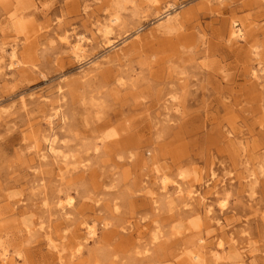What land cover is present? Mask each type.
<instances>
[{
  "label": "rangeland",
  "instance_id": "1",
  "mask_svg": "<svg viewBox=\"0 0 264 264\" xmlns=\"http://www.w3.org/2000/svg\"><path fill=\"white\" fill-rule=\"evenodd\" d=\"M166 10L180 30L157 31ZM113 12L109 46L97 28ZM236 24L246 40L228 39ZM77 35L81 61L65 43ZM12 40L24 64L0 61L6 264H264L262 0H0V45ZM55 106L57 162L40 156Z\"/></svg>",
  "mask_w": 264,
  "mask_h": 264
},
{
  "label": "bare ground",
  "instance_id": "2",
  "mask_svg": "<svg viewBox=\"0 0 264 264\" xmlns=\"http://www.w3.org/2000/svg\"><path fill=\"white\" fill-rule=\"evenodd\" d=\"M216 2L217 4H221L223 2V0H204V2L206 4L211 3V2ZM264 3V0H262ZM120 20L119 15L116 12H113L110 14L108 20L106 23L101 24V26H99L97 28V32L99 33V35L104 39V42L107 43V45H111L113 44L110 39L109 36L111 35V30H112V26L114 24H116L118 21ZM237 27L235 28L234 26H231L230 29L228 30L227 34H228V39L229 40H237V39H242V40H246V33L244 31V29L241 27V25L236 24ZM183 24L180 18V14L179 12H175L172 13L171 11L166 10V12L163 13V15L160 17V20L157 23L156 29L157 31L160 32H171V31H177L180 30L182 28ZM135 38L139 39L137 37V35L134 36ZM65 43L67 44V47L70 51V54L73 56V58H76L78 60H82V56L85 50L84 47V41L85 38L82 35H77L75 36L73 39H69L68 37H65ZM6 42H2L0 45V61L7 56L8 59V63L5 65V67H8L10 69H15L16 67H20L22 66V64H24V60H22L17 52V46H16V42L14 40H12V42H10V46L8 48V50L5 48ZM120 51H122V49H120ZM6 53V54H5ZM98 66L97 62H92L90 63V67L89 70H86L84 72H82L83 74L81 75L82 78L87 77L89 75L90 70L95 69ZM258 66H259V62H258ZM260 71H263L262 66L259 68ZM252 75L254 77H258L257 76V72L253 69L252 70ZM58 118H63L64 116H62V114L60 113V109L59 107L55 106L52 107L51 112H49L47 114V117L45 118V122L47 123L50 131L49 134L46 136V142H47V154L45 153H40L41 158H45L46 156H50L53 159V162H57L58 157L60 156V152L58 150V148L56 147V138L54 136L53 130H54V121ZM41 150L38 149L37 153L40 152ZM249 177V181L250 183L255 182V176L251 173H249L248 175ZM166 182H167V178L166 176H162L161 177V189L164 190V192H166ZM175 191L177 193H180L182 191L181 189V184L176 182L175 183ZM191 191H187V195L191 197ZM64 197L66 198V201L69 205H72V201H73V197L70 196L69 194H65ZM204 197L200 195L199 200L203 199ZM184 205H187V203H184ZM211 210V206L208 205L206 208V211H210ZM85 223V237H84V241L88 240V239H94V237L97 235V230L95 228V226L93 224H88L86 222ZM83 245L82 241H78L75 243V250L71 253V256L74 257L77 253L80 252L81 247ZM218 247H222L221 242L219 241L217 243ZM13 256L10 257L9 252L7 249L5 248H1L0 250V260L2 261L3 264L9 263L10 261L13 260ZM191 259L194 262H200V255L198 253H194L191 257ZM62 264H70V262H63Z\"/></svg>",
  "mask_w": 264,
  "mask_h": 264
}]
</instances>
